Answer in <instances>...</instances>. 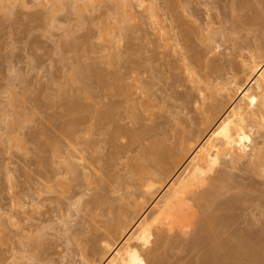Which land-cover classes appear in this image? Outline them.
Returning a JSON list of instances; mask_svg holds the SVG:
<instances>
[{"label": "rangeland", "instance_id": "374dc122", "mask_svg": "<svg viewBox=\"0 0 264 264\" xmlns=\"http://www.w3.org/2000/svg\"><path fill=\"white\" fill-rule=\"evenodd\" d=\"M78 1L0 0V264H197L209 244L194 222L240 190L253 200L229 212L231 231L259 237L264 170L251 165L250 144H264V109L253 103L264 0L135 1L131 17L114 0ZM197 54L216 68L200 70ZM216 81L249 88L250 113L207 86ZM153 143L175 153L168 173ZM184 165L231 185L202 194L183 183ZM168 196L179 233L153 241L148 212Z\"/></svg>", "mask_w": 264, "mask_h": 264}, {"label": "bare ground", "instance_id": "6f19581e", "mask_svg": "<svg viewBox=\"0 0 264 264\" xmlns=\"http://www.w3.org/2000/svg\"><path fill=\"white\" fill-rule=\"evenodd\" d=\"M76 1H78V0H76ZM80 1L81 0H79L78 2H80ZM114 1H115L113 4L114 8L124 9L126 12H128V11L131 12L134 8L133 2L136 1L139 4H142L144 0H114ZM82 2H84L87 5H90V3L91 4L93 3L94 6H95L96 2L99 4V0H82ZM82 2H80V3H82ZM149 8L152 9L151 4H150ZM155 8H156V11H158L157 7H155V6L153 7L152 11L150 9V11H151L150 16L153 17L152 18L153 20L156 18L157 15H159V14H156L157 12L155 11ZM123 14L126 16L127 14H130V13L128 12L127 14L126 13H123ZM131 16H132V14H130V17ZM157 18L159 19V16H157ZM154 22H157V20L156 21L154 20ZM158 30H159L160 35H162V36L164 33V36H163V37H165L164 41L168 42L170 38L165 35L164 27L159 25ZM210 38H211V40H215V38H213V37H210ZM218 47H220V46H218ZM202 55L203 54H197L194 57H192V60L195 61L197 63V65H199L201 67V68H199L200 70L203 68L214 70L216 68L215 67L216 61L215 60L213 61L211 59L210 62L208 63L207 61H209V60L207 59V57H205L206 55H203V56ZM204 59H207V61L206 60L204 61ZM232 59H234V58H232ZM232 59L230 61L228 60L227 63L229 62L228 64L229 65L231 64L230 66H238L239 61L237 62V59H236V61H234ZM186 68H187L188 73L193 77L195 76L196 77L195 80H198V78L200 77V74H199L200 70L198 69L197 71L196 70L192 71L193 67L190 66V63H188ZM263 77H264V69H263L262 75H260V74L255 75V81H256L257 87L259 88L260 91H259L258 96L256 97V99L253 103H255L257 105L258 109L259 108L264 109V90H263L264 79H263ZM233 82L234 81H229V83L227 82V84H226V83H221V81H216L215 83L209 84L207 86H209V87L214 86L213 90H217L218 86H219L220 90H227V94L229 95V98H230L229 102L233 105V107L235 109L241 110V117H242L245 115V113H250V111L245 110V107H244V104H245L244 100L246 99V96L249 94V92H248L249 88H244V89L238 88V87L231 88L232 87L231 85L233 84ZM198 83H200V82H198ZM220 83H221V85H219ZM242 87H244V86L242 85ZM199 88H200V86H199ZM200 93L202 95H204L202 89L200 90ZM212 95H216V94L212 93ZM256 111L259 112L258 110H255V112ZM67 129H68L67 131L69 132L70 129H72V128L67 127ZM71 132H73V130H71ZM11 134H13V133L11 132ZM259 136L262 137L263 135H261V133H260ZM258 140L259 139H256V138L251 139V143H253V144H250V147H251V149L257 150V152L255 153V155H253L254 158L253 159L250 158V160H251V163H252L251 165L253 166L254 170H256V171L261 170L262 171V170H264V149H263L264 144L261 147V145H258L259 144ZM153 144L154 145L152 147L150 146L148 148V149H150L149 152L152 153L153 159L159 165L160 169L163 172L168 173V168L164 165V163L167 159H174L175 153L173 152L172 148L164 147L162 145V143L160 144V146H163V147H160V146L157 147L155 145V143H153ZM174 161H176V160H174ZM206 173L207 172L192 170V169H190L184 165V173L182 175L183 183H196V184L201 185L202 186V191H201L202 194L207 192L206 190H208L210 185H212L214 192L216 194L220 192V189L226 188V186L228 187L231 185V182L228 180V182L230 183L229 185L225 186L224 183L227 182V181H225L222 185L217 186V184H215L214 180L212 179L211 175L206 174ZM241 193H243L244 195ZM246 193L247 192L240 190V192L237 193L238 195L234 194L233 197L232 196L230 197L231 199L229 198L230 200L222 201L224 203H221V201H219L220 203H218L217 202L218 200H213L214 202H211L210 204H208L209 208H210V205L213 204V205H211V207L213 206L212 210L209 209L211 211V213H210V211H207V210H205L206 211L205 213H203V211H201V214H200L201 219H198L194 222V229L201 228L205 232V236L203 238V241L207 242L209 244V248H208L207 252H205L201 256V258H199L200 260L198 259L199 262L197 264H213V263H215V262H217L223 258H231L234 261L245 260V261H250L253 264H264V235H263L264 233H261L263 236L261 234H259V237H256V238L253 237V239H252L251 236H250V238L248 237L249 233L247 231H245V232H247L248 234L244 232L246 235L241 233V232L235 233V232L231 231V225H232L233 217L229 216L230 215L229 212L231 213V211L235 210L240 204L243 205V204H245V202L247 203V202L253 200V198H252L253 196L248 193L249 196L251 195L249 197ZM171 198L172 197H170V196L164 197V199H162L163 201L161 200L162 203L160 202L161 203L160 206L158 204L157 205L158 207H155L154 210H151L148 212V215L151 217V219L155 223V225L152 229V233H151L152 238H150L153 241L158 236L173 237L177 234L176 232H178L180 229L183 215H179V217L177 219H173V216H174L173 214L176 213V210L178 208H176L172 205V199ZM197 202L198 203H195V204H197V206H195L194 208L201 209L203 207H206V205L202 204L201 201L197 200ZM185 208H184V210H185ZM189 210L190 209H188V208H187V210H185V212L187 213L186 217L191 216V213L189 212ZM157 211H162V213H164V216L159 217L156 213ZM0 218H1V214H0ZM1 224H2V222H1ZM1 224H0V226H1ZM236 232H239V231H236ZM187 243L190 245H192V244L195 245V244H197V241L192 239L191 242L188 241Z\"/></svg>", "mask_w": 264, "mask_h": 264}]
</instances>
